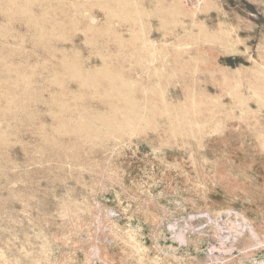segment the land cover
I'll return each mask as SVG.
<instances>
[{"label":"rangeland","instance_id":"374dc122","mask_svg":"<svg viewBox=\"0 0 264 264\" xmlns=\"http://www.w3.org/2000/svg\"><path fill=\"white\" fill-rule=\"evenodd\" d=\"M1 29L0 264H264V0H0Z\"/></svg>","mask_w":264,"mask_h":264},{"label":"bare ground","instance_id":"6f19581e","mask_svg":"<svg viewBox=\"0 0 264 264\" xmlns=\"http://www.w3.org/2000/svg\"><path fill=\"white\" fill-rule=\"evenodd\" d=\"M72 1H73V0H72ZM94 1H95V0H94ZM18 2H19V1H18ZM18 2H17V3H18ZM101 2H102V1H101ZM11 3H14V2H11ZM11 3H10V4H11ZM34 3H35V2H34ZM6 4H8V3H6ZM14 4H15V3H14ZM32 4H33V3H32ZM96 4H97V3H96ZM8 5H9V4H8ZM8 5H7V6H8ZM30 5H31V4H30ZM98 5H99V4H98ZM103 5H104V4H103ZM18 6H19V4H18ZM28 6H29V5H28ZM33 6H35V5L33 4ZM104 6H105V5H104ZM10 7H11V6H10ZM10 7H9V8H10ZM16 7H17V6H16ZM20 7H21V6H20ZM23 7H24V6H23ZM38 7H39V6H38ZM50 7H51V6H50ZM6 9H8V8H6ZM10 9H11V8H10ZM10 9H9V10H10ZM18 9H21V8H18ZM34 9H35V8H34ZM58 9H59V8H58ZM61 9H62V8H61ZM21 10H22V9H21ZM59 10H60V9H59ZM12 11H14V10H12ZM44 14H45V13H44ZM34 15H35V14H34ZM37 15H38V14H37ZM3 16H4V14H3ZM13 16H14V15H13ZM15 17H16V16H15ZM24 17H25V16H24ZM24 17H23V18L21 17V18H22V19H26V17H25V18H24ZM3 18H6V19H7L8 17L6 16V17H3ZM28 18H29V16H28ZM10 19H11V18H10ZM22 19H21V21H23ZM29 19H30V18H29ZM70 19H71V18H70ZM132 19H133V18H132ZM4 20H5V19H4ZM15 20H16V19H15ZM36 20H37V19H36ZM10 21H11V20H10ZM71 21H72V20H71ZM5 22H6V21H5ZM7 22H8V19H7ZM58 22H59V21H58ZM134 22H135V20H134ZM59 23H60V22H59ZM59 23H58V24H59ZM73 23H74V22H73ZM43 24H44V23H43ZM43 24H42V25H43ZM54 24H56V22H55ZM37 25H39V24H37ZM60 25H61V23H60ZM70 25L72 26V25H74V24H70ZM57 26H58V25H57ZM50 27H51V26H50ZM75 27H76V26H75ZM91 28H92V27H91ZM97 28H98V26L96 27V29H97ZM92 29L94 30V28H92ZM92 29H91V30H92ZM45 30H46V29H45ZM1 31H2V29L0 30V32H1ZM56 31H57V30H56ZM9 32H10V31H9ZM24 32H27V29H26V31H24ZM58 32H59V31H58ZM58 32H57V33H58ZM92 32H93V31H92ZM2 33H4V32H2ZM36 33H37V32H36ZM42 33H43V32H42ZM55 33H56V32H55ZM88 33H89V32H88ZM6 34H7V33H6ZM2 35H3V34H2ZM30 35H32V34H30ZM36 35H37V34H36ZM38 35H40V34H38ZM54 35H55V34H54ZM56 35H57V34H56ZM113 35H115V34H113ZM7 36H8V35H7ZM33 36H34V35H33ZM33 36H32V38H33ZM12 37L14 38V36H12ZM20 37H21V36H20ZM36 37H37V36H36ZM38 37H39V36H38ZM38 37H37L36 39H38ZM3 38H4V37H3ZM21 38H22V37H21ZM29 38H30V37H29ZM1 39H2V38H1ZM7 39H8V38H7ZM34 39H35V38H34ZM39 39H40V38H39ZM24 40H25V39H24ZM37 41H38V40H37ZM29 42H30V41H29ZM3 43H4V42H3ZM40 43H41V42H40ZM23 44H24V43H23ZM43 44H44V43H43ZM1 45H2V44H1ZM10 47H11V46H10ZM19 47H20V46H19ZM50 47H51V46H50ZM11 48H12V47H11ZM130 48H131V47H130ZM9 49H10V48H9ZM15 49H16V47H15ZM37 49H39V48H37ZM37 49H36V50H37ZM1 50H3V49H0V51H1ZM11 50H12V49H11ZM13 50H14V49H13ZM51 50H52V49H51ZM4 51H5V50H4ZM18 51L20 52V50H18ZM52 51H53V50H52ZM48 52H49V51H48ZM15 53H16V52H15ZM54 53H55V52H54ZM3 54H4V52H3ZM56 54H57V52H56ZM120 54H122V53H120ZM149 54H150V53H149ZM0 55H1V57H2V54H1V53H0ZM5 55H6V54H5ZM5 55H3V56H5ZM61 55H63V54H61ZM64 55H65V54H64ZM64 55H63V56H64ZM20 56H21V55H20ZM18 57H19V56H18ZM9 58H10V57H9ZM52 58H53V57H52ZM116 59H117V58H116ZM69 60H71V59H69ZM69 60H68V61H69ZM68 61H67V62H68ZM101 61H102V59H101ZM10 62H11V61H10ZM59 62H60V61H59ZM72 62H73V61H72ZM2 66H3V64H2ZM5 66H6V65H5ZM13 67H14V66H13ZM56 67H57V66H56ZM79 67H80V66H79ZM79 67H78V68H79ZM81 67H82V66H81ZM101 67H102V66H101ZM57 68H58V67H57ZM82 68H83V67H82ZM46 69H47V68H46ZM55 69H56V68H55ZM29 70H30V69H29ZM31 70H32V69H31ZM61 70H62V67H61ZM61 70H60V71H61ZM109 70H110V68H109ZM54 71H55V70H54ZM60 71H58V72H60ZM73 71H74V70H73ZM104 71H105V70H104ZM112 71H113V70H112ZM36 72H37V71H36ZM66 72H67V71H66ZM101 72H102V71H101ZM21 73H22V72H21ZM31 73H32V72H31ZM33 73H34V72H33ZM33 73H32V74H33ZM103 73H105V76H106V74H107V76H108V74H110V73H107V70H106L105 72H103ZM114 73H115V72H113L112 75H113ZM26 74H27V73H26ZM29 74H30V73H29ZM34 74H35V73H34ZM38 74H39V73H38ZM63 74H64V73H63ZM63 74H61V75L64 77V75H65L66 73H65L64 75H63ZM68 74H69V73H68ZM72 74H73V73H72ZM72 74H71V75H72ZM83 74H84V73H83ZM83 74H82V76H83ZM98 74H101V73L99 72V73H97V75H98ZM117 74H118V73H117ZM19 75H20V74H19ZM103 75H104V74H103ZM103 75H102V76H103ZM110 75H111V74H110ZM1 76H2V75H1ZM21 76H22V75H21ZM39 76H40V75H39ZM46 76H47V75H46ZM105 76H104V77H105ZM8 77H9V75H8ZM10 77L12 78V76H10ZM28 77H29V75H28ZM66 77H67V76H66ZM75 77H76V76H75ZM104 77H103V78H104ZM116 77H117V75H116ZM122 77H123V76H122ZM6 78H7V77H6ZM21 78H22V77H21ZM26 78H27V77H26ZM35 78H36V77H35ZM35 78H34V79H35ZM43 78H44V77H43ZM76 78H77V77H76ZM83 78H84V77H83ZM106 78H107V77H106ZM118 78H119V77H118ZM120 78H121V77H120ZM22 79H23V78H22ZM34 79H31V80H34ZM70 79H71V76H70ZM0 80H1V79H0ZM8 80H9V79H8ZM87 80H88V79H86L85 87H86V85H87V87H88V85H90V84H87ZM95 80H96V79H95ZM114 80H117V79L114 78ZM123 80H124V79H123ZM35 81H36V80H35ZM35 81H34V82H35ZM40 81H41V80H40ZM79 81H80V79H79ZM82 81H84V80H82ZM82 81H81V84L84 83V82H82ZM101 81H102V80H101ZM36 82H37V81H36ZM43 82H44V81H43ZM64 82H65V81H64ZM97 82H98V81H97ZM97 82H96V83H97ZM99 82H100V80H99ZM102 82H103V81H102ZM106 82L108 83V81H106ZM111 82H112V81H111ZM111 82H110V83H111ZM114 82H115V81H114ZM120 82H121V81H120ZM12 83H14V81H13ZM50 83H51V82H50ZM90 83H91V82H90ZM103 83H105V82H103ZM103 83H102V84H103ZM25 84H26V83H25ZM41 84H42V83H41ZM97 84H99V83H97ZM114 84H115V83H114ZM79 85H80V83H79ZM99 85H100V84H99ZM99 85H98V86H99ZM103 85H105V84H103ZM103 85H102V86H103ZM119 85H120V84H119ZM10 86H11V85H10ZM36 86H37V84H36ZM56 86H57V85H56ZM81 86L83 87L84 85H80V87H81ZM90 86H91V85H90ZM93 86H94V85H93ZM102 86H99V88H101ZM106 86H107V84H106ZM116 86H117V85H116ZM116 86H115V87H116ZM17 87H18V86H17ZM38 87H39V86H38ZM85 87H83V89H84ZM124 87H125V86H124ZM40 88H42V87H40ZM44 88H45V87H44ZM108 88H109V87H108ZM118 88H120V87H117V90H118ZM30 89H31V88H30ZM60 89H61V87H60ZM86 89H87V88H86ZM101 89H102V88H101ZM146 89H147V88H146ZM110 90H111V89H110ZM110 90H109V91H110ZM124 90H125V89H123V92H124ZM126 90L128 91V93L126 92L125 94H129V90H128V89H126ZM137 90H139V89H137ZM8 91H9V90H8ZM8 91L6 90V92H8ZM10 91H11V90H10ZM39 91H40V90H39ZM42 91H43V90H42ZM42 91H41V92H42ZM51 91H52V90H51ZM93 91H94V90H93ZM93 91H92V92H93ZM109 91H107V92L109 93ZM12 92H13V90H12ZM27 92H28V91H27ZM27 92H25V93H27ZM32 92L34 93V91H31V93H32ZM92 92H91V93H92ZM101 92H102V91H101ZM107 92H106V94H107ZM113 92H114V91H113ZM116 92H117V91H116ZM119 92H120V89H119L118 93H119ZM130 92H134V91L131 90ZM135 92H136V91H135ZM25 93H24V94H25ZM35 93H36V92H35ZM114 93H115V92H114ZM118 93H117V95H118ZM137 93H140V91H137ZM141 93H142V92H141ZM14 94H16V93H14ZM18 94H20V93H18ZM27 94H28V93H27ZM36 94H37V93H36ZM102 94H103V93H102ZM104 94H105V92H104ZM123 94H124V93L121 92L120 95H123ZM133 94H136V93H133ZM149 94H150V93H149ZM12 95H13V94H12ZM110 95H111V94H110ZM113 95H114V94H113ZM115 95H116V93H115ZM115 95H114V96H115ZM120 95H118V96H120ZM131 95H132V94H131ZM141 95H142V94H141ZM127 96H128V95H127ZM139 96H140V94H139ZM10 97H11V96H10ZM12 97H15V96H12ZM19 97H20V96H19ZM107 97H108V95H107ZM15 98H16V97H15ZM17 98H18V97H17ZM17 98H16V99H17ZM131 98H133V97L131 96ZM36 99H37V98H36ZM108 99H109V98H108ZM114 99H115V98H114ZM134 99H135V98H134ZM17 100H18V99H17ZM122 100H123V99H122ZM138 100H140L141 102L146 103V104H148V105H154V107H156L157 104H158V102L155 101L153 98H151V97H149V96H145V95L140 96V98H136V102H137V103L139 102ZM0 101H2V100H0ZM10 101H11V100H10ZM19 101H20V100H19ZM111 101H112V100H111ZM133 101H134V100H133ZM14 102H15V101H14V99H13V100H12V103H14ZM109 102H110V100H109ZM124 102H125V101H123L122 104H123ZM136 102H135V103H136ZM39 103H40V102H39ZM19 104H21V102H19ZM19 104H18V106H19ZM24 104H25V103H23V105H24ZM159 104L162 106L163 109H165V110H167V111H169V110H170V111H173V110H176V109H177L176 106L174 107L172 104L168 103V101H165V100L163 99V97H161V99H159ZM34 105H35V104H34ZM191 105H192V104H191ZM4 106H5V105H4ZM4 106H3V108H4ZM14 106H16V105H14ZM52 106H53V105H52ZM120 106H121V105H120ZM47 107H48V106H47ZM121 107H122L121 109H122V111H123V107H126V106H121ZM138 107H139L141 110H150V109L147 108L145 105H142V106L140 107L139 104H138ZM25 108H26V107H25ZM27 108H28V107H27ZM114 108H115V107H114ZM151 108H152V106H151ZM18 109H19V108H18ZM29 109H30V108H29ZM49 109H51V107H49ZM130 109H131V108H130ZM136 109H137V107H136ZM178 109L181 110V107L178 108ZM27 110H28V109H27ZM59 110H60V109H59ZM124 110H126V109H124ZM134 110H135V109H134ZM192 110H193V109H192ZM19 111H20V110H19ZM19 111H18V112H19ZM118 111H120V108L118 109ZM127 111H128V110H127ZM176 111H177V110H176ZM23 112H24V111H23ZM130 112H131V111H130ZM164 112H165V111H164ZM11 113H12V112H11ZM11 113H10V114H11ZM24 113H25V112H24ZM32 113H33V112H32ZM32 113H31V114H32ZM58 113H60V112L58 111ZM121 113H122V112H121ZM124 113H126V112H124ZM140 113H141V112H140ZM10 114H9V115H10ZM15 114H16V113H15ZM29 114H30V113H29ZM169 114H170V112H169ZM181 114L184 115L182 112H181ZM11 115H12V114H11ZM11 115H10V116H11ZM13 115H14V113H13ZM17 115H18V114H17ZM20 115H22V114L20 113ZM32 115H33V114H32ZM16 117H17V116H16ZM18 119H19V118H18ZM33 119H34V118H33ZM178 119H179V118H178ZM129 120H130V119H129ZM187 120H189V118H188ZM17 121H18V120H17ZM20 121H21V120H20ZM178 121H179V120H178ZM15 123H16V122H15ZM113 123H114V122H113ZM55 125H56V124H55ZM57 126H58V125H57ZM183 126H184V125H183ZM77 130H78V129H77ZM78 131H79V130H78ZM190 133H191V131H190Z\"/></svg>","mask_w":264,"mask_h":264}]
</instances>
